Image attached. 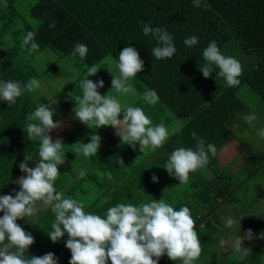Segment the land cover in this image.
<instances>
[{
	"label": "trees",
	"instance_id": "trees-1",
	"mask_svg": "<svg viewBox=\"0 0 264 264\" xmlns=\"http://www.w3.org/2000/svg\"><path fill=\"white\" fill-rule=\"evenodd\" d=\"M0 2L5 5L0 8L2 81L26 84L35 76L36 63L46 54L72 60L89 69L109 56L118 59L119 51L131 45L145 61L144 71L134 78L136 83L145 91L155 90L167 114L183 121L155 151L151 178L145 182L150 192L124 197L115 194L110 200L109 196H104L105 201L103 198L94 201L84 208L86 212L106 217L110 207L121 203L140 205L164 198L176 210L182 206L190 208L202 252L224 235L227 214L239 220L247 216L239 236L247 229H253L257 237L264 232V212L259 213L257 207L264 202V140L256 135L257 130L264 127V0H202L208 6L201 8L193 7L192 0ZM22 2L27 6L17 8L15 4ZM141 22L165 28L174 36L177 52L171 59L152 57L151 49L157 46V41L143 35ZM52 24L55 26L50 27ZM27 31L36 33L39 52L30 54L21 48ZM192 35L199 37V42L188 48L184 40ZM213 40L225 55L241 61L243 73L238 87H225L224 80L216 79L215 72L206 79L199 70L198 64L205 63L202 51ZM12 41L14 45L8 48ZM77 43L88 46L86 58L72 55ZM70 89L56 97L65 112L71 110L75 102V99L71 101ZM37 92H24L11 105L0 104V195L19 190L16 180L24 175L19 164L26 154L32 157L29 167L39 162L40 139L33 141L27 137V125L33 122L28 116L50 100L38 101ZM248 113L258 117L255 128L242 119ZM192 132L203 137L206 143L215 144L217 155L210 157L206 167L190 173L187 183L179 184L163 167L174 149L195 147L197 141ZM235 141L244 148V162L238 171L222 168L219 161L220 152ZM235 160L234 164L239 158ZM154 174L158 182L152 181ZM39 207L40 211L33 217L17 221L35 237L29 255L53 252L59 258L58 264H69L71 251L65 246L67 234L53 243L47 233L53 230L54 212L50 205L40 204ZM244 247H251L252 253L232 264H264V239L245 240ZM160 264H182V261H172L165 255Z\"/></svg>",
	"mask_w": 264,
	"mask_h": 264
},
{
	"label": "clouds",
	"instance_id": "clouds-1",
	"mask_svg": "<svg viewBox=\"0 0 264 264\" xmlns=\"http://www.w3.org/2000/svg\"><path fill=\"white\" fill-rule=\"evenodd\" d=\"M193 7H207L202 0H192ZM143 35L151 36L157 41V46L151 49V55L156 60L171 59L177 52L174 36L162 27H153L151 23L141 22ZM52 24L50 27H54ZM36 33L27 31L22 37V49L30 54L39 52L40 45L35 42ZM199 37L192 35L186 37L184 44L191 48L197 45ZM89 52L86 44L74 45L72 55L84 59ZM202 57L205 63L198 64L204 78H210L216 73V79L222 78L225 87H238L241 83L239 77L243 73V65L235 56L225 55L215 40L210 41L203 49ZM2 62V61H0ZM106 68L111 75L112 89L108 94L102 95L99 89L105 86L104 80L85 79L81 82L82 97L77 96V104L73 111V119L89 128L100 129L111 126L122 142L135 148L140 145L143 152L146 147L156 150L162 147L169 139V129L163 122L153 125L152 119L141 107L122 105L116 93H136V89L129 82L137 74L142 73L145 61L137 48L128 45L118 53V59L111 56L105 58ZM118 70V75L114 72ZM216 69H219L216 72ZM100 68L95 65L88 69V77L95 76ZM41 81L35 77L26 84L19 81L0 80V100L9 105L24 92H34L41 89ZM145 103L156 105L159 102L158 93L147 89L142 96ZM51 105L41 104L28 116L27 137L35 141L40 139L39 162L29 167L32 157L27 155L20 162L19 169L24 175L16 183L19 190L13 194L0 195V264H58L59 258L53 252L43 256L28 255L30 246L35 243L32 233L17 223L26 217H33L40 211L39 205L51 206L55 214L52 231L47 233L53 243L59 242L65 234L67 249L71 251L69 264H160V259L167 255L172 261H182V264H195L199 260L203 248L196 229V220L187 206L176 210L164 198L153 199L151 202L134 205L121 203L110 207L106 217L86 212L82 202L66 197L63 191L57 190L55 182L60 176L59 166L63 165L64 141L59 136L53 141L50 133L65 126L63 120L54 121L56 109ZM121 115L123 118L121 119ZM242 119L255 128L258 119L255 113L245 114ZM256 135L264 140V127L257 130ZM196 140L195 147H178L174 149L164 165L170 176L187 183L190 173L206 167L210 157L217 155L215 144L206 143L203 137L192 132ZM102 137L95 133L90 135V142L85 144L77 142V153L85 157L96 156L101 147ZM119 162L124 164L123 159ZM84 171L79 173L80 177ZM159 178L154 174L153 182ZM167 188L164 190V192ZM229 229L237 228L241 231V220L229 216L225 220ZM264 239V232L257 237L252 229H247L244 235L236 236L228 241L220 239L219 244L225 245L239 253L241 259L252 253L251 247H244V241ZM227 250V248H225Z\"/></svg>",
	"mask_w": 264,
	"mask_h": 264
},
{
	"label": "crops",
	"instance_id": "crops-1",
	"mask_svg": "<svg viewBox=\"0 0 264 264\" xmlns=\"http://www.w3.org/2000/svg\"><path fill=\"white\" fill-rule=\"evenodd\" d=\"M6 40L8 41L7 37ZM11 44L14 45V41ZM103 63L97 64L96 67H103ZM36 65L42 66L41 71L43 72L42 75L34 72V77L39 79L42 84L41 89H38L36 99L38 101L40 99L50 100L47 105L53 104L52 107L56 109L54 121L63 120L65 122V126L62 129L53 130L50 133L53 141L59 136L65 143L63 155L66 162L59 166L60 176L55 182L57 190L63 191L66 197L82 202L84 208L94 204V201L100 198L104 200V196H109L108 200H110L115 194L124 197L150 192V187H145V182L151 178L150 167L157 149L152 150L151 147H146L141 152L138 143L133 148L128 145L129 142H122L121 137L116 134V129L111 126L100 129L93 126L91 129L78 120L73 119L75 116L73 109L77 104L76 97H82L83 95L81 82L87 78L93 81H98L102 78L105 86L99 91L102 95H106L112 89L111 82L113 77L111 73L104 74L103 70H99L95 76L88 77V69L77 65L72 60L63 59L52 54L44 55ZM53 67L55 68L53 76L41 79V77H44L45 69ZM114 70L116 69L114 68ZM59 78L69 79V84L66 88L60 89L57 87L58 82H60ZM129 82L136 89L135 94L113 92L112 95L116 96L122 105L143 108L145 113L152 119L153 125L163 122L169 129L172 120L169 119L168 116L170 115L167 114L166 109L161 107L159 102L156 105L145 103L142 99L145 90L136 83L134 78ZM68 87L71 88V101L74 102L73 99H75V102L73 108L65 112L56 97ZM3 103L4 101L0 100V104ZM120 118L122 119L123 116L121 115ZM95 133L102 137L101 147L97 155L85 157L82 153H77V146L72 145L77 142L89 143L90 135ZM120 159H123L124 164L119 162ZM81 171L85 172L83 177L79 176ZM53 215L55 216V214ZM29 250L28 255L31 252Z\"/></svg>",
	"mask_w": 264,
	"mask_h": 264
},
{
	"label": "rangeland",
	"instance_id": "rangeland-1",
	"mask_svg": "<svg viewBox=\"0 0 264 264\" xmlns=\"http://www.w3.org/2000/svg\"><path fill=\"white\" fill-rule=\"evenodd\" d=\"M15 5L17 8H23V7L27 6L25 2L15 4ZM4 6L5 5L2 2H0V8H2ZM21 11H23V10L21 9ZM12 45L13 44H11V42H10V44L8 45V48L12 47ZM103 62H104L102 64L103 67H100V70H103L104 74L110 73L106 68H104V66H107L105 64V59ZM41 68H42V66L36 65V70H37L36 73L37 74L42 75L43 72L41 71ZM45 71L46 72L44 74V77H41V79L50 78L51 76H53V73H55V68L54 67L51 69L46 68ZM114 72L118 75L117 70H114ZM59 80H60V82H58L57 87L60 89L66 88L67 85L69 84L68 78H66V80L59 78ZM168 117H169V119L172 120L170 122V126L168 125L170 133L178 130L181 127V125H183V121L181 119H177L173 115H170ZM243 152H244V148L239 143H237V141L232 142L231 144L226 146L220 152L221 156L219 155L221 157L220 158L221 167L232 170V171H238L240 166L244 162V157L242 156ZM236 158H239V161L236 164H234V162L236 161L235 160ZM257 207H258L259 213L264 212V202L258 204ZM229 216H231V215L227 214L226 219ZM244 218H247V216H244ZM244 218H242V220H241V226H242V222H243ZM240 232L241 231H239V229H237V228L229 229L226 227L224 235H221V237L218 239L217 242H215L211 246H209L205 252H202L199 260L196 261L195 264H232L233 262L241 259L239 253H236L230 247V245H225V247L222 248L219 244V241L221 238L228 240V241H231L236 236H239ZM225 248H227V250H225ZM238 264H240V262Z\"/></svg>",
	"mask_w": 264,
	"mask_h": 264
}]
</instances>
